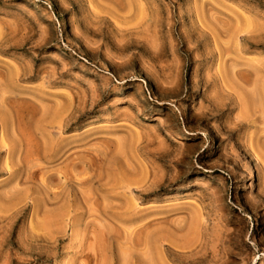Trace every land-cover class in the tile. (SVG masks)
I'll return each mask as SVG.
<instances>
[{
	"label": "rangeland",
	"instance_id": "1",
	"mask_svg": "<svg viewBox=\"0 0 264 264\" xmlns=\"http://www.w3.org/2000/svg\"><path fill=\"white\" fill-rule=\"evenodd\" d=\"M263 82L264 0H0V264H264Z\"/></svg>",
	"mask_w": 264,
	"mask_h": 264
},
{
	"label": "bare ground",
	"instance_id": "2",
	"mask_svg": "<svg viewBox=\"0 0 264 264\" xmlns=\"http://www.w3.org/2000/svg\"><path fill=\"white\" fill-rule=\"evenodd\" d=\"M236 68V67H235ZM236 70H237V68H236ZM249 71V70H248ZM253 72H255V71H253ZM246 73V71L244 72V71H235V70H233V72H232V74H231V76H232V79L235 81V83L239 86V84H240V86H241V83L239 82H237V80L239 79V78H244L245 77V74ZM257 73V72H256ZM255 73V74H256ZM259 75V74H258ZM258 75H257V77H258ZM256 76V75H255ZM261 77V76H260ZM255 79H257L256 77H255ZM262 79V78H261ZM260 79V80H261ZM259 80V78H258V81H260ZM261 81H263V80H261ZM255 82H257V81H255ZM259 83V82H258ZM264 83V82H263ZM247 84H249V83H247ZM253 84H254V82H253ZM252 84V87L254 86ZM262 84V83H261ZM261 84H259V85H261ZM250 85V84H249ZM264 85V84H263ZM263 85H261V87L263 86ZM242 87V86H241ZM241 87H240V89H239V87L237 88L238 90H241L242 91V89H241ZM250 87H251V85H250ZM249 87V89H252V87L250 88ZM246 87H244V89H245ZM244 89H243V92H244ZM246 89H248V88H246ZM245 89V94H244V96H243V98L241 99V100H243V102H244V105H245V108L247 109L248 107H250V106H252V105H258L260 108L262 107V106H264V89H262V88H258L255 92H247V90ZM228 92V91H227ZM232 92H233V89H232ZM238 92V91H237ZM221 94H223V93H221ZM230 94V93H229ZM228 94V97L230 96ZM235 94H236V91H235ZM238 94V93H237ZM240 94V93H239ZM241 94H242V92H241ZM224 95V94H223ZM225 96V95H224ZM238 96V95H237ZM217 99L220 97V95H219V97H218V95L217 96H215ZM226 97H227V95H226ZM215 98V99H216ZM217 99L215 100V102L217 103ZM220 99H224V98H220ZM210 100H211V98H210ZM237 100V99H236ZM219 101V100H218ZM215 102L214 101H212V102H210V104L213 106L214 104H215ZM218 104V103H217ZM216 104V105H217ZM240 104V103H239ZM242 104V103H241ZM215 106V105H214ZM222 106V105H221ZM242 106V105H241ZM217 107H220V105H218ZM215 108H216V106H215ZM221 108V107H220ZM259 108V109H260ZM211 109V108H210ZM219 109V108H218ZM242 109H244L243 107H242ZM255 109H256V107H255ZM258 108L256 109V110H259ZM222 110H224L223 108H222ZM245 110V109H244ZM251 110H253L252 109V107H251ZM261 110V109H260ZM262 110H263V107H262ZM213 111V110H212ZM230 111V110H229ZM246 111V110H245ZM248 111V110H247ZM225 112V111H224ZM227 112V111H226ZM225 112V113H226ZM248 112H250V111H248ZM248 112L246 113V112H244V113H246L245 115L247 116V117H249L248 116ZM241 113H242V111H241ZM244 113H242V114H244ZM213 114V113H212ZM212 114H210L209 116L210 117H206V121H211V120H213L214 118H217V116L216 115H212ZM223 113H221V115H222ZM264 114V113H263ZM208 115V114H207ZM222 117V116H221ZM203 119V118H202ZM205 119V118H204ZM218 120V119H217ZM229 155V154H228ZM231 156V155H230ZM228 158V157H227ZM229 162V160L227 161L226 160V163H228ZM239 168V167H238Z\"/></svg>",
	"mask_w": 264,
	"mask_h": 264
}]
</instances>
